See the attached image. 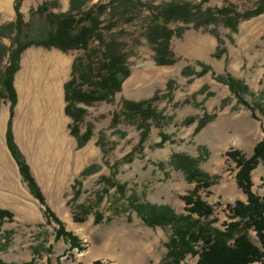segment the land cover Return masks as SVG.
<instances>
[{
    "label": "rangeland",
    "instance_id": "374dc122",
    "mask_svg": "<svg viewBox=\"0 0 264 264\" xmlns=\"http://www.w3.org/2000/svg\"><path fill=\"white\" fill-rule=\"evenodd\" d=\"M81 1L92 7L110 0ZM140 1L143 6L132 8L129 13L134 17L133 22H126L123 16L112 31L105 30L106 36L121 43L128 53L131 74L111 101L80 105L87 110L82 132L88 123L94 126V134L84 147L79 148L71 135L72 120L65 115L63 103L58 102L59 93L57 96L55 93L58 72L57 81L50 89L51 102L46 99L47 81L32 83L22 79L18 80L21 87L17 84L15 142L31 168L46 205L66 230L77 236L80 246H72L69 239L58 234L60 227L49 218L46 206L33 196L12 154L7 155L6 127L1 121L8 118L10 102H2L0 174L5 169V175H0V210L8 214L0 216V261L161 263L167 253L171 227H148L131 205L133 202L150 204L169 207L179 215L188 214L182 197L191 194L196 183L176 167L175 163L180 161L175 159L178 154L195 159L197 167L210 176L212 185L200 189L198 195L214 208L209 221L214 227L224 229L231 221L229 205L247 202L237 185L236 163L227 153L236 149L249 158L264 137V117L258 109L259 104H264V14L242 21L237 31L217 25L223 40L221 46L207 30L190 29L181 38L172 40L178 62L159 66L145 35L151 18L148 8L162 1L199 3L201 0ZM256 1L212 0L203 7H222L231 2L242 12L255 7ZM28 3L31 9L43 3H56L52 9L55 13L70 9V0H28ZM10 18L0 14V29ZM103 18L106 24L111 20L108 13ZM31 20L28 10L25 21ZM42 23L39 20V25L34 27L38 29ZM1 42L7 47L12 43L8 37ZM218 47L224 51L220 58L215 56ZM57 53V49L32 47L23 56L34 70ZM67 54L74 61L75 56L83 53ZM7 58L0 60V80ZM205 67L210 70L204 73ZM228 76L248 86L250 91L243 97L256 107L257 119L222 81ZM2 87L0 81V91ZM152 97H157L154 105L159 119L150 121L148 138L138 148L142 130L136 121L123 114V102H141ZM251 174L254 192L264 194V164H259ZM121 185L123 190L117 187ZM81 219L84 221L80 222ZM250 236L260 245L255 231L251 230ZM201 246L199 243L197 249ZM196 262L197 257L188 255L181 264Z\"/></svg>",
    "mask_w": 264,
    "mask_h": 264
},
{
    "label": "trees",
    "instance_id": "16d2710c",
    "mask_svg": "<svg viewBox=\"0 0 264 264\" xmlns=\"http://www.w3.org/2000/svg\"><path fill=\"white\" fill-rule=\"evenodd\" d=\"M23 1H15V21L0 29V60L8 57L0 80L3 86L0 91V107L5 100H9L11 105L6 133L7 146L33 196L46 206L49 218L60 227L58 234L69 239L72 246L78 247L80 243L77 236L68 232L64 223L46 205L31 168L15 142L13 118L17 93L14 78L20 70L22 55L32 47L58 49L65 53L82 52V55L75 56L71 77L65 84V114L72 120L69 125L71 135L77 140L79 148L84 147L94 134V126L88 123L82 132L87 110L80 105L91 106L96 102L111 101L121 91L123 82L131 74L128 53L121 43L112 37L108 38L105 30L112 31L123 16L126 22H133L134 17L129 13L132 8L143 5L140 0H110L106 4L88 7L86 1L70 0L68 12L55 13L52 9L57 6L56 3H43L30 10L32 20L27 22L21 12ZM210 1L212 0H201L199 3L162 1L148 8L151 18L145 35L153 48L157 65L172 66L178 62L179 58L172 49V40L175 37L181 38L190 29L207 30L218 39V46H221L223 40L217 25L223 24L237 31L242 21L264 14V0H257L255 7L242 12L231 2L222 7L204 8L203 5ZM107 13L111 20L106 24L103 17ZM39 20L44 23L36 29L34 26L39 25ZM6 37L12 41L9 47L1 42L2 38ZM223 53V49L218 47L215 56L220 58ZM209 70L205 67L203 72ZM222 81L228 85L239 103L250 109L253 118L257 119L256 107L250 105L243 97L250 91L248 86L231 76ZM156 101L157 97L141 102H123V114L136 121L137 127L142 130L138 148L148 138L150 121L159 119L154 105ZM258 109L264 117V104H259ZM227 156L236 163L237 185L246 195L247 202L237 201L234 206L229 205L232 217L224 229L214 227L212 222H209L214 215V208L198 195L200 189L212 185L210 176L197 167L195 159L186 155H175V159H180L175 165L187 174L191 182L196 183L194 191L182 197L188 214L179 215L169 207L132 203L131 206L148 227L170 226L172 229V235L166 243L167 253L160 264H181L188 255L197 257L196 264H264V197L254 192L251 174L259 164H264V137L256 144L249 158L236 149H231ZM117 187L120 190L124 188L122 185ZM6 214L7 211L0 210V216ZM82 221L84 220L81 219L80 222ZM251 230L256 232L260 245L251 239ZM199 243H202V246L197 249ZM0 264L16 263L0 261ZM94 264L109 263L98 260Z\"/></svg>",
    "mask_w": 264,
    "mask_h": 264
},
{
    "label": "crops",
    "instance_id": "0c3cea01",
    "mask_svg": "<svg viewBox=\"0 0 264 264\" xmlns=\"http://www.w3.org/2000/svg\"><path fill=\"white\" fill-rule=\"evenodd\" d=\"M15 1L16 0H0V14H3V15L5 14V15L12 17L9 19V23L15 21V19H16V12L14 9ZM68 4H69V2H68ZM30 7H31V4L28 3V0H24L22 3V6H21V12L23 13L24 18H25L26 11H28V10L30 11V9H31ZM14 16H15V18L13 20ZM3 39H5V38H3ZM48 51H50V50H48ZM46 63H49V65L47 66ZM46 63L44 65L42 64L40 66L37 65L36 66L37 69L33 70L31 68V65L29 64V62H26L24 59V56L22 55L21 63H20V70L17 72V73H19L20 71H22L21 72L22 75L17 77V78L15 75V78H14V86L16 89V93H17V87H18L17 84L19 85L18 80L21 81L22 79H24L26 82H32V83L34 81L39 82L41 80L47 81L48 85L45 89L46 90V96H47L46 99L49 102H51V95H50L51 91H50V89L53 86V83L57 81L55 75H56V72H58V93H59L58 94V96H59L58 102L63 103V106H64L63 110L65 113V106H66L65 84L67 83L69 76L71 75V72H72L73 57H71L70 55H68L65 52L58 50V53L53 55V56H50L48 62H46ZM35 64H32V65H35ZM19 86L21 87V85H19ZM17 103H18V95H17ZM10 107H11V105L9 106L8 118L5 120L2 119V121H1L2 123H4V127H6V129L4 128L5 129V141H6L8 122L10 119ZM14 118H15V108H14ZM14 118H13V129H14ZM6 146H7V141H6ZM6 150H7V155L11 156V152H10L8 146H7ZM1 171H2V173L0 175L1 176L5 175V169L1 170ZM15 173L17 176V171ZM259 195L264 196V194H261V193H259ZM111 264H114V263L112 262ZM159 264H160V262H159Z\"/></svg>",
    "mask_w": 264,
    "mask_h": 264
},
{
    "label": "bare ground",
    "instance_id": "6f19581e",
    "mask_svg": "<svg viewBox=\"0 0 264 264\" xmlns=\"http://www.w3.org/2000/svg\"><path fill=\"white\" fill-rule=\"evenodd\" d=\"M55 87H56V85H55ZM55 90H56V92H55V93H56V96H57V92H58V91H57V88H55Z\"/></svg>",
    "mask_w": 264,
    "mask_h": 264
}]
</instances>
